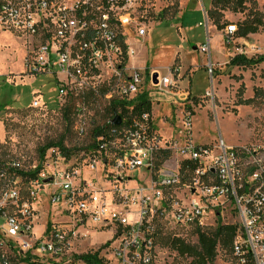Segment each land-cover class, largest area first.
<instances>
[{
  "label": "built area",
  "instance_id": "1",
  "mask_svg": "<svg viewBox=\"0 0 264 264\" xmlns=\"http://www.w3.org/2000/svg\"><path fill=\"white\" fill-rule=\"evenodd\" d=\"M137 1L0 0V32L31 38L32 56L25 59L27 71L32 76L48 74L57 80L54 89L58 101L104 87L108 99L134 100L145 92L151 104L177 102L175 92L180 88L175 72L147 71L128 63L136 54L128 46L129 36L136 38L147 33L129 13ZM236 30V24L226 27L228 42ZM200 50L210 52L207 45ZM208 71L213 75L212 64ZM35 94V105L44 103L43 93ZM206 96L214 97V90H208ZM110 122L108 135L99 136L96 151L87 156L67 157L52 147L31 170L21 169L14 159L3 163L0 264H87L73 254L70 222L50 220L42 236L36 235L34 227L45 204L49 208L60 207L62 216L75 218L82 226L93 223L101 229H119L114 235L120 246L113 255L117 262L110 263L108 258L107 264H154L147 218L154 210L168 209L165 192L181 185L186 194L175 206L174 217L179 225L203 226L215 207L219 210L233 204L239 228L233 242L232 263L264 264L261 147L227 145L223 139L217 147L194 140L172 147L155 128L149 113L130 122L122 118V125ZM181 122L191 134L193 112L184 109ZM78 130L80 135L85 133L82 126ZM175 148L180 151L182 163L187 161L189 182L183 181L182 163L166 174L154 172L160 170L155 165L160 152H174ZM191 166L195 168L190 169ZM142 170L150 175L147 189L124 186L136 179L134 172ZM20 172L36 174L24 177ZM107 181L111 186H104Z\"/></svg>",
  "mask_w": 264,
  "mask_h": 264
},
{
  "label": "rangeland",
  "instance_id": "2",
  "mask_svg": "<svg viewBox=\"0 0 264 264\" xmlns=\"http://www.w3.org/2000/svg\"><path fill=\"white\" fill-rule=\"evenodd\" d=\"M211 1L138 0L136 7L131 8L129 13L147 33L142 37L129 36L128 46L135 49L136 54L133 60L128 59V63L137 67H144L146 63L147 71L156 69L163 74L171 69L184 79V85L191 83L192 93L173 108L165 103L155 107L152 104L153 121L158 124L169 146L181 147L184 142L194 140L196 143L217 147L223 139L227 145H257L263 149L264 154V61L250 68L229 67L226 63L214 65L213 76L216 81L213 88L216 94L214 97L205 95L208 90H212L211 74L206 67L209 54L203 58L193 47L202 43L208 45L210 36L214 58V49H226L229 43L225 30H219L216 25L207 29L205 11L210 9ZM256 1L264 11V0ZM225 16L230 22L237 20L232 11H226ZM30 40L15 32H0V163L14 159L24 170H31L40 162L39 148L49 142L63 139L65 146L73 149L75 154H82L81 148L90 141V132L110 121L111 115L106 109L110 99L102 93L104 87L74 94V99L70 97L58 101L54 89L57 80L48 74L32 76L27 71L25 59L31 58L33 49ZM229 40L232 42V37ZM250 42L245 46L236 43L234 47L248 56L264 55V31L252 35ZM182 65L187 68L186 71H182ZM256 88L262 91L263 98L249 105L236 104L240 95L245 99L254 97ZM36 91L43 93L44 103L39 100V106L35 105L38 98ZM184 109L193 112L191 134H187L182 126ZM66 111L69 122L65 117ZM80 126L88 131L86 135H80ZM181 163L180 151L175 148L160 170L154 169V172L166 174L167 170L178 169ZM133 175L136 179L124 186L147 189L151 184L150 175L145 170L142 173L136 171ZM190 179L189 176L187 181ZM107 182H103L104 186H111ZM185 194L183 185L168 189L164 198L168 200L169 208L165 211L154 210L147 218V230L153 240L154 264L192 262V258L179 255L168 244V239L174 236L191 244L198 243L195 226L179 225L174 217L176 202ZM233 206L229 204L219 210V207H215L203 227L211 230L216 226L218 211L221 212L223 222L238 223V215ZM50 220L71 223L70 240L75 256L100 250L102 257L107 260L111 258L110 263L117 262V257L113 255L120 246L119 241L114 239L119 230L115 226L102 229L93 223L82 226L75 218L62 216L60 207L49 208L45 204L41 208L38 224L34 227L38 237L46 231ZM214 264H233L231 252L219 248Z\"/></svg>",
  "mask_w": 264,
  "mask_h": 264
},
{
  "label": "trees",
  "instance_id": "3",
  "mask_svg": "<svg viewBox=\"0 0 264 264\" xmlns=\"http://www.w3.org/2000/svg\"><path fill=\"white\" fill-rule=\"evenodd\" d=\"M226 11H232L234 13H241L244 15V19L237 22V30L233 34V37H247L250 34L264 31V11L259 8L258 2L256 0H212V7L207 11V14L209 19L213 21L219 30L225 29L230 24V22L225 17ZM263 61L264 55L248 57L246 54L242 53L235 55L231 59L229 65L250 68L259 65ZM106 92L107 90L102 91L104 95ZM70 97H73V99L76 98L73 95ZM261 97L263 98L262 91L256 88L254 91V97L245 99L242 97V95H240L236 104L249 105L257 102ZM67 107L65 108L66 110ZM106 109L111 114L110 121L113 120L116 115H120L124 121L130 122L132 119L140 118L144 113L152 114V104L147 93L145 92L140 94L134 100H125L119 99L118 97H113L109 100ZM67 111L65 112V117L69 122ZM110 121L108 120L105 124L93 128V130L90 132L89 143L81 148V151L83 150L82 154H84V156L92 154L94 151H96L98 144L97 138L99 136L106 134L108 135L109 130L112 128ZM87 133L88 131L85 130L83 135H86ZM52 147L59 148L67 157H78L81 155L75 154L74 150L65 146L64 140L60 139L57 142H49L39 148L41 160L44 158L46 151ZM172 153L173 151L171 149L162 150L155 159L156 169H160L161 165L164 163V161L171 157ZM1 166H3V163H0V168ZM41 167L42 164L38 166V170H40ZM194 168V166L190 167V169ZM20 173L24 177H33L36 174V172ZM181 173L183 181H186L190 173L189 171L187 172V161L182 163ZM216 216V226L211 230H208L203 226H195V233L198 238L197 244L188 243L183 238L177 236L169 238L168 244L175 251H177L179 255L192 258L191 264H214L219 248H222L223 250H229L231 252L232 261H234L232 249L233 242L238 233L239 225L237 223L223 222L221 212L219 211L217 212ZM77 258L81 259L87 264H107L106 259L100 255V250L78 255Z\"/></svg>",
  "mask_w": 264,
  "mask_h": 264
},
{
  "label": "crops",
  "instance_id": "4",
  "mask_svg": "<svg viewBox=\"0 0 264 264\" xmlns=\"http://www.w3.org/2000/svg\"><path fill=\"white\" fill-rule=\"evenodd\" d=\"M211 7H212V1H211ZM210 7V8H211ZM225 14H226V12H225ZM236 14V16H237V20L236 21H229L230 22V24H237V22H239V21H242L243 19H244V15L243 14H241V13H235ZM205 16H206V22H207V29L209 28L210 29V27H212V26H215V24L213 23V24H211L212 22H211V20L209 19V17H208V14H207V10L205 11ZM226 17V16H225ZM211 24V25H210ZM225 30V33H226V28L225 29H223L222 31H224ZM259 33H261V32H259ZM254 34H257V33H253V34H250L249 36H247V37H239V38H235V37H232V42L230 41L229 43H227V47H226V49H219V48H215L214 50H215V52H214V58H213V50H212V46H211V40H210V36H209V42H208V45L207 46H209V49H210V52H206V53H203L201 50H200V48L203 46V45H205L204 43H202V44H199V45H197V46H195V47H193V50H195V52H197L199 55H201L203 58H204V56H206V54H209L208 55V58H209V61L207 62V65H206V67H207V70H208V66L210 65V64H212L213 66L214 65H217L218 63H226L227 64V66H229V67H235V66H230L229 65V63H230V61H231V59L235 56V55H237V54H242L243 53V51L241 50V52H240V50H238V49H235V47H234V45L236 44V43H240L242 46H245L246 45V43H251L250 42V37H252V35H254ZM216 47H218V46H216ZM235 50H237V51H235ZM245 54V53H244ZM247 55V54H246ZM248 56V55H247ZM253 56V55H252ZM248 57H251V56H248ZM181 59V58H180ZM181 64H182V61H181ZM145 65H146V63L144 64V67H145ZM143 67V66H142ZM190 67V66H189ZM236 67H238V66H236ZM242 68V67H241ZM182 71H186V67L185 66H183L182 65ZM193 71V70H192ZM209 72V71H208ZM210 73V72H209ZM211 78H212V90H214V95L216 94V91H215V88H213L214 86H213V84L215 83V81H216V79H215V77L213 76V75H211ZM178 82H179V91L178 92H175V96H176V99H177V102H172V103H169V102H167V101H163V102H159V103H154L155 105H154V107L156 106V105H160V104H162V103H165L167 106H169V108H173L175 105H178V104H180V102L181 101H183L184 100V98H185V96L188 94V95H190V92L192 93V90L190 89L191 88V83L190 84H188L187 86L186 85H184V79L182 78V77H178ZM206 95V94H205ZM194 97L196 96V95H193ZM196 97H199V96H196ZM153 113H154V109H153ZM155 117V116H154ZM155 121H156V118H155ZM155 124V127L157 126V130L159 131V132H161L159 129H158V124L157 123H154ZM198 144H207V143H198Z\"/></svg>",
  "mask_w": 264,
  "mask_h": 264
},
{
  "label": "water",
  "instance_id": "5",
  "mask_svg": "<svg viewBox=\"0 0 264 264\" xmlns=\"http://www.w3.org/2000/svg\"><path fill=\"white\" fill-rule=\"evenodd\" d=\"M126 29L129 31L128 28H126ZM156 76H157V73L154 74V78H156ZM121 122H122V118H121V116H120V115H116V116L114 117V119H113V124H114V125H120Z\"/></svg>",
  "mask_w": 264,
  "mask_h": 264
}]
</instances>
